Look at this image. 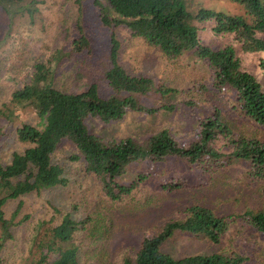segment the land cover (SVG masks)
Wrapping results in <instances>:
<instances>
[{
    "label": "trees",
    "instance_id": "1",
    "mask_svg": "<svg viewBox=\"0 0 264 264\" xmlns=\"http://www.w3.org/2000/svg\"><path fill=\"white\" fill-rule=\"evenodd\" d=\"M244 9V14L193 5L189 0H94L103 24L125 27L135 37H142L158 47L168 58L190 55L208 64L213 72V86L229 90L236 97L238 110L264 127V0H233ZM44 0H0V8L8 19L34 16ZM80 36L73 49L56 52L54 62H38L23 87L14 91V108L32 107L37 124L24 123L17 129V137L26 143L23 151H14L8 162L0 161V264L1 252L13 239L14 222L6 215L9 200L24 194L66 184L64 167L55 163L54 152L63 140L73 142L79 150L73 159H84L85 168L94 173L106 195L121 202L131 196L141 184L147 182L151 172H142L131 181H122L129 167L141 160L157 165L176 160L189 169L198 171L199 184L204 176L234 161L244 162L249 176L264 184V141L234 132L218 108L200 122L198 136L186 143L164 129L145 140L128 136L120 140H106L92 132L87 119L103 122L123 118L129 110L156 112L174 111L176 104L148 105L141 96L157 94L166 98L175 88L157 83L150 76L130 74L119 62L120 42L113 36L105 79L113 90L102 95L99 84L92 82L85 90L68 93L55 86L57 64L65 55L91 51V42L78 21ZM211 31L215 36L230 38L234 43L213 45L205 43L203 34ZM241 52L257 57V70L246 65ZM163 99V100H164ZM187 105H194L190 100ZM10 105L0 108V117H9ZM168 191L182 189L191 184L184 175L161 180ZM245 224L264 233L263 205L247 208L238 215ZM87 219L76 220L66 213L60 224L43 235L37 230L30 246L37 250L25 259V264H83V250L76 236L84 230ZM232 224L228 216H220L213 209L195 203L185 216L168 221L155 233L144 237L134 256H126L123 264H246L251 261L247 253H196L177 258L164 250L165 243L177 233L205 237L220 243ZM40 227V226H39ZM38 227V228H39ZM37 256V258H35Z\"/></svg>",
    "mask_w": 264,
    "mask_h": 264
},
{
    "label": "rangeland",
    "instance_id": "2",
    "mask_svg": "<svg viewBox=\"0 0 264 264\" xmlns=\"http://www.w3.org/2000/svg\"><path fill=\"white\" fill-rule=\"evenodd\" d=\"M193 5L244 14L242 6L233 0H189ZM81 19L91 51L65 55L55 73V86L68 93L85 90L92 82L99 84L102 95L113 90L105 79L110 66L112 37L120 42L119 62L132 75L150 76L159 84L177 91L164 100L157 94L141 96L148 105L176 104L174 111L156 112L129 110L117 120L103 122L87 119L90 130L106 140L134 137L145 140L150 135L167 129L183 143L198 136L200 122L218 108L224 120L236 134L264 141V127L246 117L237 108L236 97L229 90L213 86V72L208 64L190 55L168 58L158 47L142 37H135L125 27H109L102 23L94 0H44L39 12L30 16L8 19L0 8V108H12L9 117H0V161L8 162L14 151H23L26 143L17 137V129L24 123L37 124L32 107L14 108V91L24 86L38 62L52 63L56 52L73 49L80 36ZM205 43L224 45L232 39L203 34ZM251 69L257 70V57L241 52ZM194 105H187L186 101ZM76 145L63 140L53 159L64 167L66 184L24 194L9 200L6 215L15 223L13 239L1 252V264H25V259L36 254L30 246L37 230L43 235L60 224L66 213L76 220L87 219V227L76 236L83 250V264H123L126 256H134L145 236L155 233L168 221L185 216L189 206L198 203L213 209L220 216L232 220L227 235L220 243L205 237L177 233L164 245V250L180 258L196 253L240 251L251 256L246 264H264V233L238 218L247 208L263 205L262 182L253 180L244 162L234 161L206 174L199 184L198 171L176 160L149 165L138 160L132 163L123 177L124 183L133 181L139 173L151 172L147 182L121 202L111 200L94 173L85 168L84 159H73L78 154ZM184 175L191 180L188 187L168 191L161 180ZM40 226V227H39ZM39 227V228H38ZM31 249V250H30ZM37 258V256H35ZM46 264V263H44Z\"/></svg>",
    "mask_w": 264,
    "mask_h": 264
}]
</instances>
